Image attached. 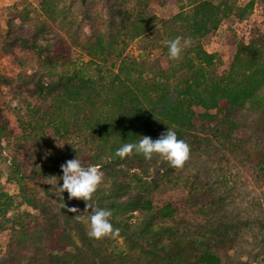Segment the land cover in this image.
<instances>
[{
    "label": "trees",
    "instance_id": "16d2710c",
    "mask_svg": "<svg viewBox=\"0 0 264 264\" xmlns=\"http://www.w3.org/2000/svg\"><path fill=\"white\" fill-rule=\"evenodd\" d=\"M148 1L37 0L33 16L0 7V165L17 190L0 189V264H264V32L238 38L221 74L202 45L255 0H156L179 6L160 23ZM138 39L143 53L126 55ZM73 48L88 62L76 65ZM167 126L190 146L183 167L115 156ZM76 156L102 171L88 203L112 211L123 247L98 245L73 218L87 217L86 202L58 193L60 166ZM176 189L182 206L157 197Z\"/></svg>",
    "mask_w": 264,
    "mask_h": 264
},
{
    "label": "clouds",
    "instance_id": "9594fccd",
    "mask_svg": "<svg viewBox=\"0 0 264 264\" xmlns=\"http://www.w3.org/2000/svg\"><path fill=\"white\" fill-rule=\"evenodd\" d=\"M165 43L169 59L178 58L182 49L180 37L173 38ZM188 43L187 39L183 41L184 45ZM133 153L143 155L146 160L151 159L154 154H158L168 162L169 166L181 168L189 158L190 146L186 140L178 138L174 126H167L166 131L162 132L156 139L149 136H140L136 141L121 144L116 149L115 156L123 159ZM60 167L63 173L60 177L62 184L56 186V189L62 200L63 193L66 190L69 200L78 198L86 202L84 212L88 213L87 217L75 215L73 218L87 224V234L91 238L100 239L108 235L117 236L119 229L114 228L110 221L112 211L88 203L103 180V173L99 167L95 164L85 166L77 156L66 160ZM89 208H91V212L88 211ZM68 211L78 213V209L75 207L69 208Z\"/></svg>",
    "mask_w": 264,
    "mask_h": 264
},
{
    "label": "rangeland",
    "instance_id": "374dc122",
    "mask_svg": "<svg viewBox=\"0 0 264 264\" xmlns=\"http://www.w3.org/2000/svg\"><path fill=\"white\" fill-rule=\"evenodd\" d=\"M247 1L248 0H237L240 5H244ZM4 5H16L18 8L24 6L29 9L31 16L39 13L37 0H0V7ZM178 9L179 6L175 2L160 3L156 0H149L147 3V10L157 23L169 18L171 15L176 13ZM100 20H102V18L98 17V21ZM87 29L88 28H86V30ZM254 29H259L261 32H264V4L261 2V0H255L252 11L244 20L237 21L232 17L225 19L219 24L217 29L213 30L202 39V45L204 49L208 52L216 53L217 55L215 68V72L217 74H221L229 68L235 52L236 40L240 37L246 38L248 34ZM141 43L142 42L139 39L133 40L126 47L124 53H126V55L140 56L143 53ZM71 58L76 65H79L82 62H88L87 56H85L83 52L77 50L76 48L71 50ZM194 108L197 113L203 111V109L200 107ZM212 111L213 110H211V112ZM5 172V166L0 165V189L7 192L8 194L15 195L17 193L15 184L6 181ZM229 183L233 184L232 182ZM162 192V190H158L157 192V197L160 199L171 201L172 203L180 206L184 204L183 191L176 189L168 193ZM15 198L18 199L17 197ZM8 213L10 214V211L7 212L6 215H9ZM184 215L190 216L193 219H199L196 214L191 215L189 211H185ZM1 218L2 217H0V219ZM8 233V230L0 229V253L4 249L8 238ZM95 241L102 248L108 249L121 248L124 245L123 239L119 236L113 237L108 235ZM252 264H258V262H253Z\"/></svg>",
    "mask_w": 264,
    "mask_h": 264
}]
</instances>
